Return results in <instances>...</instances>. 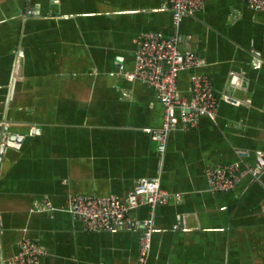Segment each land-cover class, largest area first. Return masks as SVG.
Instances as JSON below:
<instances>
[{
  "label": "crops",
  "instance_id": "obj_1",
  "mask_svg": "<svg viewBox=\"0 0 264 264\" xmlns=\"http://www.w3.org/2000/svg\"><path fill=\"white\" fill-rule=\"evenodd\" d=\"M143 32L180 37L219 99L214 119L168 134L162 158L144 130L161 125L162 103L121 72ZM191 72L178 74L180 97ZM235 149L259 180L211 191L205 169ZM152 177L171 196L152 211L146 264H264V11L204 0L175 21L160 0H0V264L24 237L47 251L38 264H135L146 203L99 231L64 207L73 193L140 201L137 181ZM43 198L54 209L35 210Z\"/></svg>",
  "mask_w": 264,
  "mask_h": 264
},
{
  "label": "built area",
  "instance_id": "obj_2",
  "mask_svg": "<svg viewBox=\"0 0 264 264\" xmlns=\"http://www.w3.org/2000/svg\"><path fill=\"white\" fill-rule=\"evenodd\" d=\"M172 11L175 21L182 16L200 10L204 0H160ZM254 11H264V0H242ZM27 9L25 13L29 14ZM136 41L140 47L136 50V60L131 71H121L129 81H140L151 87L162 103V122L157 128H144L155 141L156 150L162 158L168 134L176 129H192L202 116L214 119L219 99L211 80L206 74L193 70L202 65V60L190 51L178 48L180 37L158 38L153 32H143ZM181 71H192L189 75V98L177 95L176 81ZM236 160L205 169L208 188L211 191L226 192L233 189L244 177L259 180V165L247 160L252 153L246 149L234 150ZM135 189L144 195L140 201L132 196L122 201L114 194L84 195L73 193L67 198L64 209L79 219L89 231L112 230L138 203H146L150 208V217L143 221L135 264H146L151 246L152 211L158 203L167 201L170 192L160 186L159 178H141ZM177 198L179 195H175ZM37 211L54 209L47 198L34 202ZM47 251L35 240L22 238L18 242V251L12 257L14 264H38Z\"/></svg>",
  "mask_w": 264,
  "mask_h": 264
},
{
  "label": "water",
  "instance_id": "obj_3",
  "mask_svg": "<svg viewBox=\"0 0 264 264\" xmlns=\"http://www.w3.org/2000/svg\"><path fill=\"white\" fill-rule=\"evenodd\" d=\"M230 83H233V80H231Z\"/></svg>",
  "mask_w": 264,
  "mask_h": 264
}]
</instances>
